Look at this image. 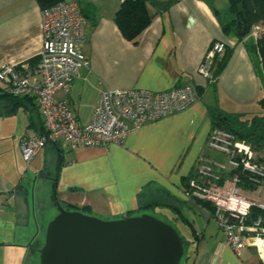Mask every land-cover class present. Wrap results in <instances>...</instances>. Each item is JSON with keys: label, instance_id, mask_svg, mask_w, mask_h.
<instances>
[{"label": "crops", "instance_id": "obj_1", "mask_svg": "<svg viewBox=\"0 0 264 264\" xmlns=\"http://www.w3.org/2000/svg\"><path fill=\"white\" fill-rule=\"evenodd\" d=\"M67 1L79 4L88 23L81 48L89 67L75 74L69 93L81 123L90 120L99 93L107 88L157 92L188 85L198 98L131 129L122 145L70 151L47 143L26 163L21 139L30 129L41 130L36 101L5 96L0 90V264H27L39 236L37 189L48 188L50 196L53 186L47 177L56 171L57 199L101 219L135 215L144 206L161 209L171 219L172 211L164 207L185 208L188 218L183 214V223L190 225L192 240L185 244L181 264H260L253 249L236 255L209 212L184 195L199 157L222 158L206 148L214 123L210 110L241 118L260 112L264 74L244 42L222 31L214 13L225 11L227 0H178L154 15L135 42L125 39L114 22L120 0ZM41 41L37 0H0V67L35 66ZM215 41L231 52L213 84L197 68Z\"/></svg>", "mask_w": 264, "mask_h": 264}, {"label": "built area", "instance_id": "obj_2", "mask_svg": "<svg viewBox=\"0 0 264 264\" xmlns=\"http://www.w3.org/2000/svg\"><path fill=\"white\" fill-rule=\"evenodd\" d=\"M87 26L76 1H58L42 11L39 62L31 67L23 63L0 67V90L14 97H33L44 128V134L28 130L22 137L20 151L26 163L46 141L70 151L122 145L131 129L175 113L198 98L188 85L157 92L107 88L99 93L90 120L81 123L69 93L75 74L89 67L81 48ZM224 49L222 42L211 43L197 73L211 79L214 60ZM206 148L222 158L199 157L184 195L208 205L205 209L236 255L250 248L264 264V149L221 127L211 128Z\"/></svg>", "mask_w": 264, "mask_h": 264}, {"label": "water", "instance_id": "obj_3", "mask_svg": "<svg viewBox=\"0 0 264 264\" xmlns=\"http://www.w3.org/2000/svg\"><path fill=\"white\" fill-rule=\"evenodd\" d=\"M39 249V264H181L182 236L151 215L101 219L56 203Z\"/></svg>", "mask_w": 264, "mask_h": 264}, {"label": "trees", "instance_id": "obj_4", "mask_svg": "<svg viewBox=\"0 0 264 264\" xmlns=\"http://www.w3.org/2000/svg\"><path fill=\"white\" fill-rule=\"evenodd\" d=\"M58 1L61 0H37V3L43 11L45 8ZM177 1L178 0H120L119 7L116 10L113 19L121 35L129 41L135 42L138 35L148 26L154 15L168 11V9ZM227 3L228 6L225 11L219 12L217 10H214V13L220 23L222 31L225 34L232 35L237 41L244 42L248 53L256 63V68H258L259 66L261 68L262 74H264V28H262V31L258 33L254 38L251 37L247 39V36L249 35L253 27L258 28L260 24H264V0H227ZM151 8L153 9V12L150 11ZM230 52V49L226 48L223 51L222 55L218 59L216 58L214 60L212 68V77L211 79H209L210 83L213 82L214 84L215 79L226 64ZM2 94L12 98H19L14 97L8 93ZM197 94L199 93L197 92ZM26 97L28 98L31 96H23L22 98ZM257 104L260 108V112L258 114H254L249 118H241L239 115L237 116L226 114L217 108H212L210 110L212 120L214 121L212 128L221 127L230 130L234 132L238 137L249 141L255 147L264 149V85H262L261 94L257 100ZM32 131L40 135L44 134L42 121L41 130ZM47 143H54L58 145V147H60V145L54 141H46L45 145ZM57 164L59 163L57 162ZM56 176L57 171L55 175H53V177H50V175H48L47 177L49 178L53 186V189L50 190L51 202L55 206L58 202L59 205L66 210L80 211L77 209V207L63 203L57 199L54 189ZM191 176H189V178ZM198 204H200L204 208L209 209L208 205H206V203L204 202H198ZM164 208H170L173 214L170 219L172 222L170 221L167 223L173 226L172 223L174 219H180L183 222H186V219L184 218L183 214L177 208ZM149 209L150 207L144 206L140 209L134 210L133 214L139 215L140 213ZM183 243L185 248L186 242L184 241V239ZM42 244L43 240L41 239L40 241L37 238L36 242L33 245V249L40 248Z\"/></svg>", "mask_w": 264, "mask_h": 264}, {"label": "rangeland", "instance_id": "obj_5", "mask_svg": "<svg viewBox=\"0 0 264 264\" xmlns=\"http://www.w3.org/2000/svg\"><path fill=\"white\" fill-rule=\"evenodd\" d=\"M262 28H264V24H260L258 28L253 27L251 32L247 36V39L251 37L253 38V36H251L253 32H255L256 35L260 33L262 31ZM257 109L259 110V108L256 107L254 112L258 111ZM83 119H85V117ZM37 190H38L37 191L38 199H37V207H36V216L38 218V222L40 226V233H39L38 240L41 241V239L43 240V237H44V232H45V227H46L47 222L51 220L57 214L58 210H57V207L51 202L48 188H45L44 186H40L39 189ZM181 212L182 214H184V216L188 218L187 216L188 211L185 208ZM146 213L151 214L165 222L171 221L170 215L165 214L164 211L161 209H156V210L154 208L149 209L146 211ZM211 223H215V221L212 219ZM172 224H174L173 226L176 228L180 236H182V238L186 242L185 244H190V241L192 240V234L190 232V229H191L190 225L188 223H183V221L182 220L180 221V219H174ZM40 248L33 249L27 261V264H39V249Z\"/></svg>", "mask_w": 264, "mask_h": 264}]
</instances>
